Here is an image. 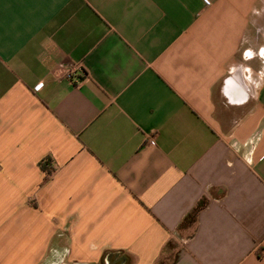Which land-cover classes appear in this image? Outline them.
Masks as SVG:
<instances>
[{
  "label": "crops",
  "instance_id": "1",
  "mask_svg": "<svg viewBox=\"0 0 264 264\" xmlns=\"http://www.w3.org/2000/svg\"><path fill=\"white\" fill-rule=\"evenodd\" d=\"M169 259L264 264V0H0V264Z\"/></svg>",
  "mask_w": 264,
  "mask_h": 264
},
{
  "label": "trees",
  "instance_id": "2",
  "mask_svg": "<svg viewBox=\"0 0 264 264\" xmlns=\"http://www.w3.org/2000/svg\"><path fill=\"white\" fill-rule=\"evenodd\" d=\"M41 168L43 169V171L47 174L50 175V173L52 172V167L51 164L49 162V160H45L42 164H41ZM202 206V204H198V206L193 210L192 213H190L189 216H187L186 220H185V225H189L192 224L195 219H196V215L197 212L199 211L200 207ZM173 244L168 243V248H173ZM168 264H173V259H169L167 260ZM158 264H165L163 261L159 262Z\"/></svg>",
  "mask_w": 264,
  "mask_h": 264
},
{
  "label": "built area",
  "instance_id": "3",
  "mask_svg": "<svg viewBox=\"0 0 264 264\" xmlns=\"http://www.w3.org/2000/svg\"><path fill=\"white\" fill-rule=\"evenodd\" d=\"M206 5H209L207 1H205ZM82 67L80 65L73 66L71 68H68L65 74V77L67 80L73 81L77 80V75L82 73ZM41 86H38L37 89H40Z\"/></svg>",
  "mask_w": 264,
  "mask_h": 264
},
{
  "label": "rangeland",
  "instance_id": "4",
  "mask_svg": "<svg viewBox=\"0 0 264 264\" xmlns=\"http://www.w3.org/2000/svg\"><path fill=\"white\" fill-rule=\"evenodd\" d=\"M164 258H166V257H163L162 259H164ZM164 263H165V264H168V262H167V261H165Z\"/></svg>",
  "mask_w": 264,
  "mask_h": 264
}]
</instances>
